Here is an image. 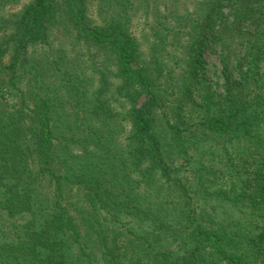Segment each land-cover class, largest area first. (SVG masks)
<instances>
[{
    "label": "trees",
    "instance_id": "obj_1",
    "mask_svg": "<svg viewBox=\"0 0 264 264\" xmlns=\"http://www.w3.org/2000/svg\"><path fill=\"white\" fill-rule=\"evenodd\" d=\"M0 264H264V0H0Z\"/></svg>",
    "mask_w": 264,
    "mask_h": 264
},
{
    "label": "rangeland",
    "instance_id": "obj_2",
    "mask_svg": "<svg viewBox=\"0 0 264 264\" xmlns=\"http://www.w3.org/2000/svg\"><path fill=\"white\" fill-rule=\"evenodd\" d=\"M204 59L206 60L207 63V68H208V78L209 81L212 82L213 87H215L217 90H221V86H217L216 83H221L220 79V70H221V65L219 62V58L215 55L208 54L205 52L204 54Z\"/></svg>",
    "mask_w": 264,
    "mask_h": 264
}]
</instances>
